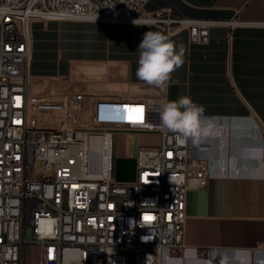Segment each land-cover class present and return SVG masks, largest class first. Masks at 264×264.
<instances>
[{
  "label": "built area",
  "instance_id": "1",
  "mask_svg": "<svg viewBox=\"0 0 264 264\" xmlns=\"http://www.w3.org/2000/svg\"><path fill=\"white\" fill-rule=\"evenodd\" d=\"M147 1L0 0V264H22L26 242L38 245V264H164L187 248L186 193L204 184L208 163L162 126L165 98L40 95L29 86L36 20L152 23L186 29L193 43L207 41L217 24L264 26L149 13ZM125 106L142 108L143 122L130 121L141 114ZM121 133L136 140L127 181L113 175ZM140 133L159 141L141 144Z\"/></svg>",
  "mask_w": 264,
  "mask_h": 264
},
{
  "label": "crops",
  "instance_id": "2",
  "mask_svg": "<svg viewBox=\"0 0 264 264\" xmlns=\"http://www.w3.org/2000/svg\"><path fill=\"white\" fill-rule=\"evenodd\" d=\"M144 10L169 11L173 17L264 22V0H148ZM51 21L49 28L56 32L52 68L64 74L72 67L75 76H86L84 90L67 93L82 92L87 98L162 96L165 102L188 96L203 105L204 115L217 125L214 136L199 143L189 140L191 153L206 159L208 174L203 185L187 189V248L181 256L169 257L171 264H210L209 258L216 256L220 264H264V159L252 151L264 147V26L217 24L210 27L207 41L193 43L186 29L168 33L152 23ZM148 31L163 33L184 48V63L172 74L175 83L156 87L136 76L138 47ZM40 51L35 43L29 65L32 93L37 77L47 70ZM138 137H148V144L159 141L156 134ZM196 250H208L209 258H198Z\"/></svg>",
  "mask_w": 264,
  "mask_h": 264
},
{
  "label": "clouds",
  "instance_id": "3",
  "mask_svg": "<svg viewBox=\"0 0 264 264\" xmlns=\"http://www.w3.org/2000/svg\"><path fill=\"white\" fill-rule=\"evenodd\" d=\"M136 24V21L133 22ZM136 76L141 81L156 87L164 86L172 80V74L184 63L185 51L167 35L148 31L143 34L139 47ZM205 107L195 103L190 97L166 101L159 113L162 126L177 134L181 142L191 140L199 143L216 134L217 125L213 118L205 116ZM257 159H264V147L252 149ZM144 239V238H143ZM164 264H171L165 257Z\"/></svg>",
  "mask_w": 264,
  "mask_h": 264
},
{
  "label": "rangeland",
  "instance_id": "4",
  "mask_svg": "<svg viewBox=\"0 0 264 264\" xmlns=\"http://www.w3.org/2000/svg\"><path fill=\"white\" fill-rule=\"evenodd\" d=\"M51 20H36L32 24V54L34 52L35 43L41 48L40 57L43 63L46 64L47 70L42 74L43 77H37V85L35 87V94H45L46 92L59 91L69 92L76 90H84L87 86L86 76L82 72L75 76L73 68L71 67L64 74L61 71H56L52 67L55 64L52 50V39L56 32L49 28ZM32 63V61H31ZM68 64V63H67ZM67 64L64 63V69ZM31 67V64H30ZM141 144L150 143L148 137L140 140ZM136 140L127 135H119L113 141V175L118 181H127L132 178L135 166ZM26 240L29 241L30 232L25 233ZM39 247L36 243L26 242L23 247L22 264H38ZM129 256H131V251ZM183 251H177L176 255L181 256ZM200 259L209 258L208 252L196 253ZM210 264H220V257L209 258Z\"/></svg>",
  "mask_w": 264,
  "mask_h": 264
},
{
  "label": "snow or ice",
  "instance_id": "5",
  "mask_svg": "<svg viewBox=\"0 0 264 264\" xmlns=\"http://www.w3.org/2000/svg\"><path fill=\"white\" fill-rule=\"evenodd\" d=\"M125 110L128 112V113H140L141 115H137L135 118H133L131 115L129 116V120L132 121V122H137V123H142L143 122V118H142V111L143 109L142 108H132V107H128V106H125ZM153 219L152 217H148L146 216L145 217V220H151Z\"/></svg>",
  "mask_w": 264,
  "mask_h": 264
},
{
  "label": "bare ground",
  "instance_id": "6",
  "mask_svg": "<svg viewBox=\"0 0 264 264\" xmlns=\"http://www.w3.org/2000/svg\"><path fill=\"white\" fill-rule=\"evenodd\" d=\"M30 61H31V59H30ZM30 65V64H29ZM28 71H29V69H28Z\"/></svg>",
  "mask_w": 264,
  "mask_h": 264
}]
</instances>
